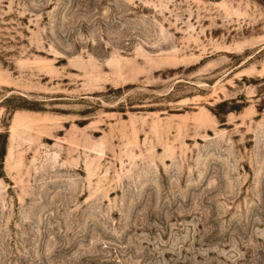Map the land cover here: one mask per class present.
Returning a JSON list of instances; mask_svg holds the SVG:
<instances>
[{
	"label": "rangeland",
	"instance_id": "1",
	"mask_svg": "<svg viewBox=\"0 0 264 264\" xmlns=\"http://www.w3.org/2000/svg\"><path fill=\"white\" fill-rule=\"evenodd\" d=\"M0 157V264H264V0H0Z\"/></svg>",
	"mask_w": 264,
	"mask_h": 264
},
{
	"label": "trees",
	"instance_id": "2",
	"mask_svg": "<svg viewBox=\"0 0 264 264\" xmlns=\"http://www.w3.org/2000/svg\"><path fill=\"white\" fill-rule=\"evenodd\" d=\"M0 158H1V157H0ZM2 161H3V159L1 158V159H0V163H1V164H2Z\"/></svg>",
	"mask_w": 264,
	"mask_h": 264
}]
</instances>
